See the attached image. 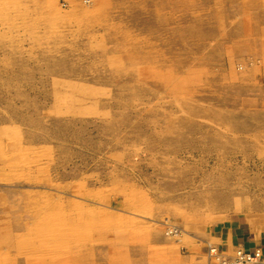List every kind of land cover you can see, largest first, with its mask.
Segmentation results:
<instances>
[{"label": "rangeland", "instance_id": "1", "mask_svg": "<svg viewBox=\"0 0 264 264\" xmlns=\"http://www.w3.org/2000/svg\"><path fill=\"white\" fill-rule=\"evenodd\" d=\"M229 220L264 235V0L0 1V264H213Z\"/></svg>", "mask_w": 264, "mask_h": 264}, {"label": "crops", "instance_id": "2", "mask_svg": "<svg viewBox=\"0 0 264 264\" xmlns=\"http://www.w3.org/2000/svg\"><path fill=\"white\" fill-rule=\"evenodd\" d=\"M255 231L241 221L229 220L220 226L212 236L222 248L227 250L241 246L247 251L262 249L264 252V235Z\"/></svg>", "mask_w": 264, "mask_h": 264}, {"label": "bare ground", "instance_id": "3", "mask_svg": "<svg viewBox=\"0 0 264 264\" xmlns=\"http://www.w3.org/2000/svg\"><path fill=\"white\" fill-rule=\"evenodd\" d=\"M1 1V0H0ZM3 1V0H2ZM171 2V0H170ZM173 2V0H172ZM181 3V2H180ZM257 25V24H256ZM258 25L256 26L255 30H258ZM182 44V43H181ZM184 44V43H183ZM130 59V56L128 57ZM132 59V58H131ZM133 60V59H132ZM226 203V202H225ZM247 222V220H246ZM258 223V222H257ZM256 224V223H255ZM254 224V225H255ZM259 225L263 224V223H258ZM253 225V224H252ZM256 230V229H255ZM255 232H258V230H256ZM259 233V232H258ZM164 234L167 237H174L177 236L178 234H180L179 229L175 226L172 225H165V229H164ZM213 239V238H212ZM214 240V239H213ZM215 241V240H214ZM232 246V245H231ZM235 248V249H234ZM232 250H227L226 248H222L220 245H210L208 244L207 247V257H211L213 259V264H228L229 262H233L235 257L237 256V254L241 251L244 250V248H242L241 246H237L234 247ZM231 251V252H230ZM255 252L257 253V255L259 257H264V252L262 249H256ZM230 254L228 256V254ZM210 258V259H211ZM211 259V260H212ZM264 260V258L260 261L257 262L256 264H264V262H262ZM235 264V263H232Z\"/></svg>", "mask_w": 264, "mask_h": 264}, {"label": "built area", "instance_id": "4", "mask_svg": "<svg viewBox=\"0 0 264 264\" xmlns=\"http://www.w3.org/2000/svg\"><path fill=\"white\" fill-rule=\"evenodd\" d=\"M263 258L259 257L257 253L254 251L253 253L246 252L241 250L237 256L235 257L233 262H229L228 264H256L260 262Z\"/></svg>", "mask_w": 264, "mask_h": 264}]
</instances>
